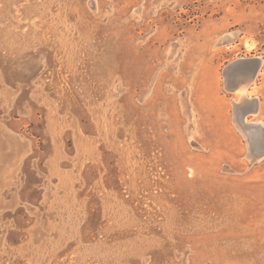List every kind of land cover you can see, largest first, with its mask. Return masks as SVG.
I'll return each mask as SVG.
<instances>
[{
    "label": "rangeland",
    "instance_id": "rangeland-1",
    "mask_svg": "<svg viewBox=\"0 0 264 264\" xmlns=\"http://www.w3.org/2000/svg\"><path fill=\"white\" fill-rule=\"evenodd\" d=\"M260 57L264 0H0V264H264Z\"/></svg>",
    "mask_w": 264,
    "mask_h": 264
},
{
    "label": "crops",
    "instance_id": "crops-1",
    "mask_svg": "<svg viewBox=\"0 0 264 264\" xmlns=\"http://www.w3.org/2000/svg\"><path fill=\"white\" fill-rule=\"evenodd\" d=\"M31 149L30 141L24 140L9 126L0 123V203L3 207L7 206L3 209H13L11 205L16 204L17 197L11 200L10 194L6 193L19 187L20 172Z\"/></svg>",
    "mask_w": 264,
    "mask_h": 264
},
{
    "label": "bare ground",
    "instance_id": "bare-ground-1",
    "mask_svg": "<svg viewBox=\"0 0 264 264\" xmlns=\"http://www.w3.org/2000/svg\"><path fill=\"white\" fill-rule=\"evenodd\" d=\"M234 37L233 33L227 34L224 39H231ZM222 39V37H221ZM220 39V40H221ZM220 43V42H219ZM222 43V42H221ZM216 46V45H215ZM249 46V43H248ZM260 60L258 62H253V61H248L250 63L245 62L246 60L234 63L232 66L229 67L227 70V79H226V84H229V82H233L235 85V92L240 98V104L236 107V112H235V118L234 122L239 124L243 118H241V107L242 104L245 103H251L252 101L254 102L253 98H249L248 95V89L250 85L253 83L255 80V77L258 76L257 73L259 72L260 68L262 67L264 63L263 58H259ZM251 60V59H250ZM252 62V63H251ZM251 94V93H250ZM256 105V104H255ZM255 108V107H254ZM253 108H249V110H246V112H251ZM256 111V110H255ZM257 112V111H256ZM255 112V113H256ZM259 112V111H258ZM250 123V122H249ZM259 123V122H258ZM250 125V124H249ZM239 127V126H238ZM237 127V128H238ZM243 130V129H242ZM243 132V131H242ZM248 139V138H247ZM254 142L251 146L254 150L250 148V154L248 156V159H250L251 162L257 161L259 158H262L264 156V153L261 155H258L255 149H258L260 145V140H258L257 137H254ZM264 140V137H262V141ZM250 143V142H249ZM250 143V144H251ZM262 144V143H261ZM264 144V143H263ZM249 145V144H248ZM262 150V149H261ZM260 151V150H259Z\"/></svg>",
    "mask_w": 264,
    "mask_h": 264
},
{
    "label": "water",
    "instance_id": "water-1",
    "mask_svg": "<svg viewBox=\"0 0 264 264\" xmlns=\"http://www.w3.org/2000/svg\"><path fill=\"white\" fill-rule=\"evenodd\" d=\"M258 61H259V59H258L256 62H258ZM256 62H255V63H256ZM230 85H231V86H234V88H235V85H234L233 82H231Z\"/></svg>",
    "mask_w": 264,
    "mask_h": 264
}]
</instances>
